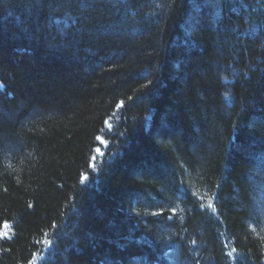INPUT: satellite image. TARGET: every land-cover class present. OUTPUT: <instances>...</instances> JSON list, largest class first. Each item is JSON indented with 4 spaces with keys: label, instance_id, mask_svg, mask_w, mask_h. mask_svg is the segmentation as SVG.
<instances>
[{
    "label": "trees",
    "instance_id": "1",
    "mask_svg": "<svg viewBox=\"0 0 264 264\" xmlns=\"http://www.w3.org/2000/svg\"><path fill=\"white\" fill-rule=\"evenodd\" d=\"M0 264H264V0H0Z\"/></svg>",
    "mask_w": 264,
    "mask_h": 264
}]
</instances>
